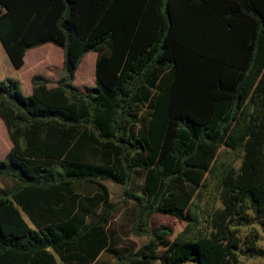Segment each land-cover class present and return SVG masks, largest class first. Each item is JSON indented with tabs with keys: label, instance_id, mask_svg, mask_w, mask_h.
<instances>
[{
	"label": "trees",
	"instance_id": "obj_1",
	"mask_svg": "<svg viewBox=\"0 0 264 264\" xmlns=\"http://www.w3.org/2000/svg\"><path fill=\"white\" fill-rule=\"evenodd\" d=\"M0 42L15 68L42 43L62 50L53 87L33 74L23 95L15 79L0 80L11 141L0 175L17 179L0 187V264H239L264 255L248 226L264 232V92L254 96L264 0H0ZM88 51L95 83L80 90L72 81ZM245 109L239 166L223 175L219 204L200 224L193 196ZM103 180L132 202L130 232L145 236L138 246L117 247L109 222L118 205ZM154 213L184 229L169 238V225L150 227ZM101 250L110 261L95 259Z\"/></svg>",
	"mask_w": 264,
	"mask_h": 264
},
{
	"label": "rangeland",
	"instance_id": "obj_2",
	"mask_svg": "<svg viewBox=\"0 0 264 264\" xmlns=\"http://www.w3.org/2000/svg\"><path fill=\"white\" fill-rule=\"evenodd\" d=\"M91 58V54H88L86 59ZM85 60V59H84ZM86 69L81 68L78 70L77 78L83 77V80H90L91 72L89 71V76L85 74ZM83 71V72H81ZM81 73V74H80ZM264 92V71L260 78V81L257 83L256 88L254 89V96L259 97ZM251 109H245L239 121L233 127L228 142L226 144H221L216 151L214 161L212 163V171L208 172L205 175L204 181L199 189L195 192L192 204L196 205L191 208L196 212L198 223L203 224L205 219V213L215 206H218V192L220 189V182L223 178V175L231 168H237L240 163V159L243 153L242 145L247 136L248 127L251 122H249V114ZM140 181L139 178H135V183ZM104 184L107 186L109 191V198L111 201L117 203V210L112 213V218L109 222V227L117 231L119 245L127 246L132 244L138 246L145 240V236H135L130 232V207L132 202L126 198L122 197L121 188L119 185L114 184L108 180H103ZM207 210V211H206ZM253 221V219H251ZM158 224H167L171 227L172 234L169 238H172L177 233L181 232L184 229L185 222L178 221L171 216L161 213H154L149 220L150 227H154ZM249 227H252L258 233V245L264 249V232L258 222H250ZM242 228V230H246ZM129 237H131V240ZM158 264V263H154ZM239 264H264V255L263 256H253V257H239Z\"/></svg>",
	"mask_w": 264,
	"mask_h": 264
},
{
	"label": "crops",
	"instance_id": "obj_3",
	"mask_svg": "<svg viewBox=\"0 0 264 264\" xmlns=\"http://www.w3.org/2000/svg\"><path fill=\"white\" fill-rule=\"evenodd\" d=\"M88 54H91V58L86 59ZM95 58H96V53L94 51L86 52L75 69L72 83L80 90H84L85 87L91 86L95 83L94 80ZM61 66H62V50L59 46L53 44L52 42H45L38 46L27 49L23 54L22 64L18 68L13 67L5 52L3 45L0 42V80L6 77L15 79L18 82L19 90L23 95H28L31 92L30 77L33 74L43 75L45 78L49 80L47 86L53 87L55 85V80L62 73ZM80 68L81 70L86 69L84 73L87 74V77L89 76L88 75L89 71L91 72L90 73L91 77L89 82L88 80L87 81L83 80V77L77 78V73ZM10 147H11V141L9 139L5 125L0 118V159H3L5 157L7 152L10 150ZM15 184H17V179L10 177L8 175H0V187L9 189L13 187ZM94 190L95 187H91L83 191L89 192L91 194ZM18 209L20 211L22 218L26 221V223L30 227H33L31 224V220L29 219V216L23 210H21V208L18 207ZM87 219L88 218L86 217V220ZM114 236L116 239L117 236H119L117 231H114ZM129 238L131 239V237ZM127 246L136 247L133 245V243ZM117 247H120V245L118 244ZM121 247L124 248L126 246H121ZM95 259H99V260L104 259L106 261L111 260L110 256L104 255V253H102V250L99 252V254L96 256ZM58 264H65V263L60 262L58 260Z\"/></svg>",
	"mask_w": 264,
	"mask_h": 264
}]
</instances>
